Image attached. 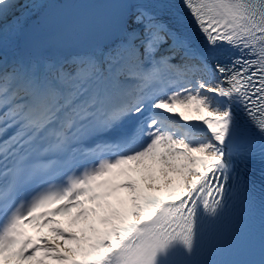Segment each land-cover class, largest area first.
Returning <instances> with one entry per match:
<instances>
[{
	"label": "snow or ice",
	"instance_id": "obj_1",
	"mask_svg": "<svg viewBox=\"0 0 264 264\" xmlns=\"http://www.w3.org/2000/svg\"><path fill=\"white\" fill-rule=\"evenodd\" d=\"M101 2L81 50L0 59V264H264L239 167L264 163V0ZM47 7L0 0V48ZM257 203L258 253L211 258Z\"/></svg>",
	"mask_w": 264,
	"mask_h": 264
},
{
	"label": "bare ground",
	"instance_id": "obj_2",
	"mask_svg": "<svg viewBox=\"0 0 264 264\" xmlns=\"http://www.w3.org/2000/svg\"><path fill=\"white\" fill-rule=\"evenodd\" d=\"M65 1L67 0H48L49 7L43 10L39 18L34 17L30 19L25 24L24 30L20 35L9 38L3 48H0V59L12 62L15 58L28 54L29 52H35L36 54H38L36 51V47H33L30 43V39L35 33V28L46 22L49 15Z\"/></svg>",
	"mask_w": 264,
	"mask_h": 264
},
{
	"label": "rangeland",
	"instance_id": "obj_3",
	"mask_svg": "<svg viewBox=\"0 0 264 264\" xmlns=\"http://www.w3.org/2000/svg\"><path fill=\"white\" fill-rule=\"evenodd\" d=\"M60 219H62V221H63V225L65 226V227H67V221H66V219H64V218H60ZM47 230H45V232H46ZM35 232V231H34ZM35 236H36V232H35Z\"/></svg>",
	"mask_w": 264,
	"mask_h": 264
}]
</instances>
